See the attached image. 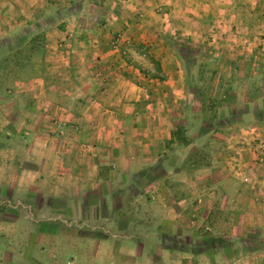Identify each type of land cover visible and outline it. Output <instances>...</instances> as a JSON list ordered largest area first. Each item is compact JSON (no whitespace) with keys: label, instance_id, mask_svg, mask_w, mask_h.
I'll use <instances>...</instances> for the list:
<instances>
[{"label":"rangeland","instance_id":"1","mask_svg":"<svg viewBox=\"0 0 264 264\" xmlns=\"http://www.w3.org/2000/svg\"><path fill=\"white\" fill-rule=\"evenodd\" d=\"M131 3L0 0V264H264V46Z\"/></svg>","mask_w":264,"mask_h":264},{"label":"crops","instance_id":"2","mask_svg":"<svg viewBox=\"0 0 264 264\" xmlns=\"http://www.w3.org/2000/svg\"><path fill=\"white\" fill-rule=\"evenodd\" d=\"M159 7L165 11L163 17L160 16L162 18L156 17L153 12ZM129 8L132 10L129 16L138 22L136 27L133 26L138 34L131 36L139 37V32L145 27L144 34L148 33V35L142 34L139 38H146V42L153 49L162 47V52L167 58L170 57L174 67L181 68L179 73L184 72L182 64L175 60L179 53L175 48L172 49L174 52H171L169 47L164 48L162 45L164 40L160 37L161 32L163 36H166L165 40L169 42L172 39L177 40L178 43L188 42L181 47L189 48L194 52L197 51L196 47H200L199 42H205L208 39L212 41L211 44L222 42L226 46L231 42L242 45L250 41L264 46V0H132ZM140 18H145L141 25H139ZM162 28L165 31L156 33L151 38L152 32L149 33V30L159 32ZM181 47L177 46V48ZM162 56V54L159 55L160 59ZM162 64L164 72L169 73L165 69L168 68V62ZM114 114L112 113L113 117H117ZM137 118L140 119V116ZM93 170L97 172L98 167Z\"/></svg>","mask_w":264,"mask_h":264},{"label":"trees","instance_id":"3","mask_svg":"<svg viewBox=\"0 0 264 264\" xmlns=\"http://www.w3.org/2000/svg\"><path fill=\"white\" fill-rule=\"evenodd\" d=\"M179 47V46H178ZM181 47V46H180ZM181 52H182V56L184 57V59L189 58V55L192 56L193 53L192 51H190L189 48H183L181 47ZM184 134L181 135V141L183 142V144L186 142V138L183 136Z\"/></svg>","mask_w":264,"mask_h":264}]
</instances>
